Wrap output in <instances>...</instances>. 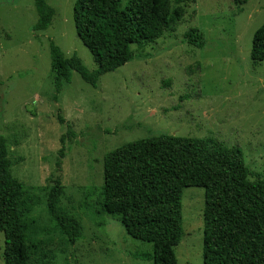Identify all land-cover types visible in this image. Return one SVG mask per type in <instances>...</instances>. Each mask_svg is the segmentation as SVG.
<instances>
[{
    "label": "rangeland",
    "instance_id": "rangeland-1",
    "mask_svg": "<svg viewBox=\"0 0 264 264\" xmlns=\"http://www.w3.org/2000/svg\"><path fill=\"white\" fill-rule=\"evenodd\" d=\"M45 1L55 14L46 29L34 31L33 0H0V135L12 175L27 187L60 174V204L80 220L81 237L70 243L43 200L26 217L29 261L150 264L134 253L151 251V244L130 237L117 215L102 210L103 155L159 133L211 137L238 146L245 164L264 180V61L250 57L264 0H172L179 21L154 42L131 45L135 54L149 56L103 74L97 87L75 71L69 83H55L50 42L66 56L76 53L89 69L96 64L75 32L76 0ZM191 28L203 35V47L184 40ZM181 202L178 264H203V188L184 187ZM3 252L0 231V264Z\"/></svg>",
    "mask_w": 264,
    "mask_h": 264
},
{
    "label": "trees",
    "instance_id": "trees-1",
    "mask_svg": "<svg viewBox=\"0 0 264 264\" xmlns=\"http://www.w3.org/2000/svg\"><path fill=\"white\" fill-rule=\"evenodd\" d=\"M121 1L74 2L75 32L96 66L87 68L76 53L66 56L50 42V69L56 84L69 83L75 71L97 87L103 74L149 56L135 54L132 44L143 47L154 42L180 19L179 11L171 9L172 0H128L124 9ZM33 3L38 16L33 30H44L55 9L45 0ZM184 40L197 48L204 46L203 35L194 28L185 33ZM250 57L254 62L264 61V22L253 33ZM61 157L62 149L57 171ZM11 166L6 138L0 135L4 264H31L26 217L43 200L53 223L75 243L81 237V222L60 204L64 189L60 174L52 173L44 186L27 187L12 175ZM184 187L204 190L203 264H264V180L245 164L238 146L211 137L159 133L128 141L103 155L102 210L117 215L130 237L151 244V251L134 253L150 264H178L175 247L183 235Z\"/></svg>",
    "mask_w": 264,
    "mask_h": 264
}]
</instances>
